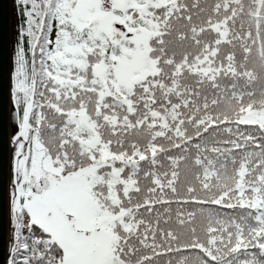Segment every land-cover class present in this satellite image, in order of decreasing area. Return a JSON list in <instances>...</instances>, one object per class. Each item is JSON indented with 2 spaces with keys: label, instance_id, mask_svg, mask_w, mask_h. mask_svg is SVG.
Masks as SVG:
<instances>
[{
  "label": "snow or ice",
  "instance_id": "6c2138e0",
  "mask_svg": "<svg viewBox=\"0 0 264 264\" xmlns=\"http://www.w3.org/2000/svg\"><path fill=\"white\" fill-rule=\"evenodd\" d=\"M16 4L5 264H264V0Z\"/></svg>",
  "mask_w": 264,
  "mask_h": 264
},
{
  "label": "water",
  "instance_id": "95a60500",
  "mask_svg": "<svg viewBox=\"0 0 264 264\" xmlns=\"http://www.w3.org/2000/svg\"><path fill=\"white\" fill-rule=\"evenodd\" d=\"M10 50V0H0V264H5L7 254L8 222L12 229L8 199L12 178L11 171L8 176V134L9 122L15 123V109H10L9 99Z\"/></svg>",
  "mask_w": 264,
  "mask_h": 264
},
{
  "label": "trees",
  "instance_id": "16d2710c",
  "mask_svg": "<svg viewBox=\"0 0 264 264\" xmlns=\"http://www.w3.org/2000/svg\"><path fill=\"white\" fill-rule=\"evenodd\" d=\"M10 9H11V15L13 16L14 20H12V43H11V50H10V85H9V99H10V109H15L14 105L12 103L11 99V86H12V72L14 70V55H15V50L17 47V44L19 42V31L18 28L20 25L23 24V16L21 15V8L16 4V0H10ZM25 49L27 52V38H25ZM30 58V54H29ZM10 123V122H9ZM10 223L8 224V244L11 240V235H10ZM13 231V229H12ZM7 244V247H8ZM7 258V254H6ZM5 258V261H6ZM167 260V257H161L159 260V264H165Z\"/></svg>",
  "mask_w": 264,
  "mask_h": 264
},
{
  "label": "rangeland",
  "instance_id": "374dc122",
  "mask_svg": "<svg viewBox=\"0 0 264 264\" xmlns=\"http://www.w3.org/2000/svg\"><path fill=\"white\" fill-rule=\"evenodd\" d=\"M13 16L11 15V9H10V45H11V43H12V28H13V26H12V20H14V18H12ZM16 124L14 123V124H11V123H9V147H8V165H9V167H8V176H9V173H10V171H11V165H12V157H13V146L11 145V143H10V141H11V137H12V135H13V133L17 130L16 129ZM9 178V177H8Z\"/></svg>",
  "mask_w": 264,
  "mask_h": 264
},
{
  "label": "flooded vegetation",
  "instance_id": "af4514ba",
  "mask_svg": "<svg viewBox=\"0 0 264 264\" xmlns=\"http://www.w3.org/2000/svg\"><path fill=\"white\" fill-rule=\"evenodd\" d=\"M8 147H9V140H8ZM8 199H9V193H8ZM10 235H11V232H10Z\"/></svg>",
  "mask_w": 264,
  "mask_h": 264
}]
</instances>
